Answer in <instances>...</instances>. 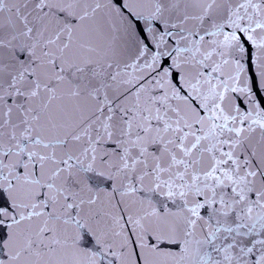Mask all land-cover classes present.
Wrapping results in <instances>:
<instances>
[{"label":"water","instance_id":"95a60500","mask_svg":"<svg viewBox=\"0 0 264 264\" xmlns=\"http://www.w3.org/2000/svg\"><path fill=\"white\" fill-rule=\"evenodd\" d=\"M0 264H264V0H0Z\"/></svg>","mask_w":264,"mask_h":264}]
</instances>
